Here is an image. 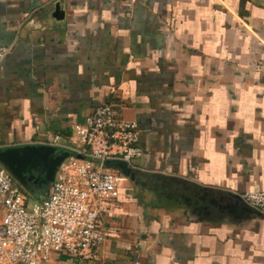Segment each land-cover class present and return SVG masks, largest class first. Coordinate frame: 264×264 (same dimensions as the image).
<instances>
[{"label":"crops","instance_id":"obj_1","mask_svg":"<svg viewBox=\"0 0 264 264\" xmlns=\"http://www.w3.org/2000/svg\"><path fill=\"white\" fill-rule=\"evenodd\" d=\"M11 44L1 147L68 143L107 101L140 130L115 233L54 264H264V217L240 200L264 191V0H0Z\"/></svg>","mask_w":264,"mask_h":264},{"label":"built area","instance_id":"obj_2","mask_svg":"<svg viewBox=\"0 0 264 264\" xmlns=\"http://www.w3.org/2000/svg\"><path fill=\"white\" fill-rule=\"evenodd\" d=\"M13 46L0 47V66ZM73 132L75 138L68 143L60 135L38 143L65 150L69 156L57 167L47 199L29 209L12 175L0 164V264H54L53 256L62 254L90 261L115 233L106 218L125 178L106 162L120 161L130 170L138 169L139 127L107 101ZM240 200L264 217V191L245 192ZM132 264L149 263L135 258Z\"/></svg>","mask_w":264,"mask_h":264},{"label":"water","instance_id":"obj_3","mask_svg":"<svg viewBox=\"0 0 264 264\" xmlns=\"http://www.w3.org/2000/svg\"><path fill=\"white\" fill-rule=\"evenodd\" d=\"M59 148L45 145H24L19 147H0V164L21 185L33 182L40 186L49 185L52 191L54 174L60 163L69 153ZM108 168L117 169L125 177L133 179L134 174L120 161H107ZM37 174V177L34 175Z\"/></svg>","mask_w":264,"mask_h":264},{"label":"rangeland","instance_id":"obj_4","mask_svg":"<svg viewBox=\"0 0 264 264\" xmlns=\"http://www.w3.org/2000/svg\"><path fill=\"white\" fill-rule=\"evenodd\" d=\"M74 134V133H73ZM62 149H59L58 150V153L60 154L62 151H61ZM65 151V150H64ZM67 152V151H66ZM110 170V169H109ZM112 171H114L115 173H121L120 171H118L117 169H112ZM13 180H14V184L15 185H17L19 188H20V190H21V193H22V195L25 197V199L28 201V204H29V206L27 207L28 209H29V207H30V205H33V204H38L39 202H38V200L35 198V194L37 193L38 195H39V197H41V196H43V195H45V196H47L48 195V193H49V185L48 186H44V187H40V188H37V189H34V190H32V191H34V192H31V191H26V192H24L23 190H25L24 189V187H25V185H21V184H19L18 182H16V180L13 178ZM127 183L128 184H131V182H130V180L129 179H127V181H125V182H121L120 183V187H125L126 185H127ZM23 189V190H22Z\"/></svg>","mask_w":264,"mask_h":264},{"label":"trees","instance_id":"obj_5","mask_svg":"<svg viewBox=\"0 0 264 264\" xmlns=\"http://www.w3.org/2000/svg\"><path fill=\"white\" fill-rule=\"evenodd\" d=\"M169 182H170V180H169ZM40 187H44V186H40L38 184H34L32 181L31 182L29 181L26 183V185L24 187L25 190H23V189L22 190L24 192H26V191L34 192L32 190L40 188ZM47 197H48V195L47 196L43 195V196L39 197V195L37 193L35 194V198L38 200L39 203H42L44 200L47 199Z\"/></svg>","mask_w":264,"mask_h":264},{"label":"flooded vegetation","instance_id":"obj_6","mask_svg":"<svg viewBox=\"0 0 264 264\" xmlns=\"http://www.w3.org/2000/svg\"><path fill=\"white\" fill-rule=\"evenodd\" d=\"M37 177V174H34Z\"/></svg>","mask_w":264,"mask_h":264}]
</instances>
